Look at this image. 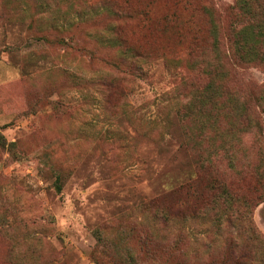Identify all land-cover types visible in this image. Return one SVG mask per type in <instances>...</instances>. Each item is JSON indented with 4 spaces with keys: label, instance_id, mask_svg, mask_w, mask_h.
<instances>
[{
    "label": "rangeland",
    "instance_id": "1",
    "mask_svg": "<svg viewBox=\"0 0 264 264\" xmlns=\"http://www.w3.org/2000/svg\"><path fill=\"white\" fill-rule=\"evenodd\" d=\"M245 17L237 0H0V264H218L236 236L264 264V134L204 168L220 142L177 114L207 83L191 64L212 24L230 87L264 85L224 57ZM124 46L148 55L139 74Z\"/></svg>",
    "mask_w": 264,
    "mask_h": 264
},
{
    "label": "trees",
    "instance_id": "2",
    "mask_svg": "<svg viewBox=\"0 0 264 264\" xmlns=\"http://www.w3.org/2000/svg\"><path fill=\"white\" fill-rule=\"evenodd\" d=\"M237 5L242 14L246 16L245 18L249 17L251 20L241 24L238 29L234 28V22L229 26V34L226 39L228 55L224 57L227 59V63L229 61L239 68H264V0H237ZM209 29L212 41L210 62L198 59L192 61L191 64V71L203 74L207 78V83L203 87L194 88L186 110L177 112L181 121L195 126L196 138L200 142L210 137L220 142L219 147L211 149L205 157L199 160L204 168L212 166L217 156L223 157L229 163L232 162L233 158L230 152L234 144L240 143L243 137L251 132L257 134V139H262L264 134V85L255 91L256 94L244 95V98L230 87L236 79L235 74L230 76V72H227L225 68V61L219 57L220 43L216 39V26L212 24ZM191 42L193 48L197 49L198 40L193 37ZM108 45L114 46L113 44ZM123 52L125 53L120 51L123 57L119 62L120 65H126L128 71L139 74L142 67L148 62V55L144 52H136L127 46H124ZM202 54L205 55L204 52ZM227 103H230L229 107H227ZM220 113L229 116V120L224 126L218 124ZM261 116H263L262 119ZM0 147H6V142L1 135ZM233 200L238 199L228 194L229 206L225 213L218 214V221L225 216L227 222L234 225L238 218L243 216L242 212H239V208L232 207ZM240 200L248 208L250 202L244 198H240ZM164 216L165 218L169 217L167 214ZM249 231L252 229L249 228ZM261 239L264 241V237ZM227 246L225 260L218 264H248L250 262L249 252L242 246L237 236L230 239Z\"/></svg>",
    "mask_w": 264,
    "mask_h": 264
}]
</instances>
